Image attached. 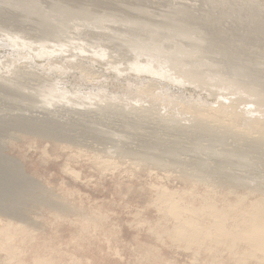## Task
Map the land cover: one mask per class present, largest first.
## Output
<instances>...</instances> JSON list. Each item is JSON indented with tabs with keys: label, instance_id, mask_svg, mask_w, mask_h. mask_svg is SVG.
I'll return each instance as SVG.
<instances>
[{
	"label": "rangeland",
	"instance_id": "rangeland-1",
	"mask_svg": "<svg viewBox=\"0 0 264 264\" xmlns=\"http://www.w3.org/2000/svg\"><path fill=\"white\" fill-rule=\"evenodd\" d=\"M263 27L264 0H0V264H264L213 228L264 207Z\"/></svg>",
	"mask_w": 264,
	"mask_h": 264
},
{
	"label": "bare ground",
	"instance_id": "bare-ground-1",
	"mask_svg": "<svg viewBox=\"0 0 264 264\" xmlns=\"http://www.w3.org/2000/svg\"><path fill=\"white\" fill-rule=\"evenodd\" d=\"M174 14V13H173ZM184 16V15H183ZM137 17V16H136ZM134 23V22H133ZM159 25V24H158ZM148 26V25H147ZM162 26V25H161ZM178 27V26H177ZM264 28V27H263ZM155 30V29H154ZM136 31V30H135ZM165 31V30H164ZM167 31V30H166ZM145 32V31H144ZM170 32V31H169ZM176 32V31H175ZM180 32H182V34L184 35L185 34V30H181ZM263 32V31H262ZM182 35V36H183ZM161 36V35H160ZM153 38V37H152ZM145 40V39H144ZM216 40V39H215ZM231 40V39H230ZM235 40V39H234ZM155 41V40H154ZM152 42V41H151ZM151 42H150V44H151ZM213 44V43H212ZM156 45V42H152V46L150 45V46H144V47H148V48H154V46ZM215 45V44H214ZM137 46V45H136ZM235 46V45H234ZM158 47H160L159 46V44H157L156 45V48H158ZM182 47V46H181ZM212 47V46H211ZM175 51L173 52V54L172 55H170V56H168V61L169 62H173V64L174 65H177V66H179L178 68L180 69V72L182 73V74H184L185 75V77H187L188 78V81H189V79H192V80H196L197 78H198V76H199V71H198V69L196 68L197 67V65L195 66V64L192 62L193 60L190 58V55H188V54H182V52L181 51H179V50H177V49H174ZM184 50V49H183ZM238 50V49H237ZM228 51V50H227ZM234 51V50H233ZM249 52V51H248ZM184 56V57H182V56ZM223 55V54H222ZM205 57V56H204ZM184 58V59H183ZM209 59V58H208ZM211 59V58H210ZM263 59V58H262ZM254 60H256V59H254ZM171 62V63H172ZM215 62V61H214ZM237 62V61H236ZM243 62V61H242ZM263 62V61H262ZM198 63V62H197ZM196 63V64H197ZM227 63V62H226ZM234 65V64H233ZM250 65V64H249ZM252 66V65H251ZM248 67V66H247ZM213 68V67H212ZM210 69V68H209ZM252 69V68H251ZM236 70H237V68H236ZM245 70V69H244ZM239 71V70H238ZM238 71H236V72H234V74H235V77H237L238 78V76L239 75H241ZM256 71V70H255ZM205 72V71H204ZM220 72H222V71H220ZM212 73V72H211ZM210 74V73H209ZM216 73L215 72H213L212 73V75H215ZM201 75V74H200ZM238 75V76H237ZM217 76V75H216ZM258 77V76H257ZM219 78V77H218ZM236 78V79H237ZM242 79V78H241ZM243 80V79H242ZM250 81V80H249ZM254 81V80H253ZM252 81V82H253ZM261 81V80H260ZM236 82V81H235ZM234 82V83H235ZM257 82V81H256ZM254 83V82H253ZM228 84V83H227ZM230 84V83H229ZM258 84V83H257ZM235 85V84H234ZM253 85V84H252ZM3 86V85H2ZM246 86V85H245ZM244 86V87H245ZM253 86H255V85H253ZM258 86H260L259 84L258 85H256L255 86V88H258ZM247 87V86H246ZM245 87V89H247ZM261 87V86H260ZM249 89V88H248ZM247 89V90H248ZM263 89V88H262ZM252 90V89H251ZM253 91V90H252ZM251 91V92H252ZM256 90H254L253 91V93L255 92ZM261 91V90H260ZM256 92H259V91H256ZM255 92V93H256ZM261 93V92H260ZM259 94V93H258ZM263 95V94H262ZM256 96V95H255ZM260 96V95H259ZM258 95H257V97H259ZM264 96V95H263ZM263 96H262V98H263ZM259 99H260V97H259ZM262 100V99H261ZM263 101H264V99H263ZM31 109V108H30ZM24 116V115H23ZM17 118V117H16ZM31 119V118H30ZM204 129L205 130H208L209 131V129H207V128H205L204 127ZM204 133H207V135L210 133V131L209 132H204ZM210 134H212V133H210ZM214 134V133H213ZM263 136H264V134H263ZM262 136V138H264ZM261 140H264V139H261ZM260 140V141H261ZM253 143V142H252ZM261 144V143H260ZM262 145V144H261ZM233 147H235V146H233ZM254 147V146H253ZM236 149V148H235ZM256 149V148H255ZM237 151V150H236ZM253 151V150H252ZM228 165V164H227ZM219 173V172H218ZM225 175V174H224ZM9 178H11L10 176H8V175H6V173H4L1 169H0V179L2 180L1 181V183H3L5 186H6V188L8 187V185H9V181H11V179H9ZM3 189H4V187H3ZM167 195V194H166ZM169 200V199H168ZM261 202V201H260ZM259 204V203H258ZM257 204V205H258ZM171 205V204H170ZM173 205V204H172ZM171 205V206H172ZM170 208V207H169ZM264 207H259V205L258 206H256L255 205V207H253L252 209H251V211L249 212V213H247L248 215L243 219V221L242 222H240L241 224H240V226L238 227L239 228V230L238 231H236V230H233V228H232V230H233V233H229L230 231H229V229H228V231L225 229V226H224V223H223V220H221L220 218H222V215H221V217H219L218 216V222L216 223V225L213 227L214 229L216 228L217 229V232H218V236L216 235V239H218V237L220 236V237H222L223 239L225 238L226 240H227V238H230L231 240H235V239H239V240H241V241H243V242H245L246 244H248V246L250 247V248H252L254 251L255 250H257V251H259L258 253H261L262 254V259L264 258V219L262 218V213H263V211H264V209H263ZM171 209V208H170ZM172 212H174L175 214L174 215H177V211H176V208H174L173 206H172ZM221 214V213H220ZM239 214V213H238ZM241 215H242V213H241ZM223 216H225V215H223ZM215 217H217V216H214V218ZM240 218V217H239ZM242 219V218H241ZM241 219L239 220V221H241ZM226 221V220H225ZM191 222V221H190ZM189 223V222H188ZM192 224V223H191ZM190 224V227L191 226H193V224L191 225ZM238 224V223H237ZM214 225V224H213ZM226 225V224H225ZM239 225V224H238ZM234 226V225H233ZM187 227L188 228H190L188 225H187ZM194 227H196V226H194ZM181 228V227H180ZM183 229H185L184 228V226L182 227ZM182 228H181V231H182ZM179 229V228H178ZM192 229H193V227H192ZM190 230L189 231V229H188V234H187V232H186V234H187V237L189 236L190 237V235H194V236H197L198 234L200 235V229H198V232H200V233H197L196 234V229L197 228H194L195 230ZM231 230V231H232ZM180 231V229L178 230V232ZM180 231V232H181ZM184 231H186V230H184ZM204 231V230H203ZM214 231V230H213ZM235 231V232H234ZM177 232V231H176ZM179 232V233H180ZM178 233V234H179ZM186 234H180V237H181V235H186ZM215 234V233H214ZM206 235V234H205ZM177 236H179V235H177ZM208 236V235H207ZM215 236V235H214ZM179 237V238H180ZM187 237H185V238H187ZM204 237H206V236H204ZM213 237V236H212ZM181 238H184V236H182ZM189 239V238H188ZM190 239H192V238H190ZM196 239H198V237L196 238ZM196 239H194V237H193V240H196ZM203 239V238H202ZM214 239V238H213ZM221 239V238H220ZM184 240H186V239H184ZM200 240V239H199ZM207 240V239H206ZM187 241V240H186ZM189 241V240H188ZM192 241V240H191ZM202 241V240H201ZM209 241V240H208ZM214 241V240H213ZM218 241V240H217ZM221 241H222V239H221ZM196 242V241H195ZM199 242V241H198ZM211 242V241H210ZM219 242H220V240H219ZM231 243V242H230ZM194 244V243H193ZM199 244V243H198ZM226 246V245H225ZM234 247V246H233ZM199 248V247H198ZM213 249V248H212ZM249 249V248H248ZM251 249V250H252ZM252 252V251H251ZM242 253H244V252H242ZM248 253V252H247ZM246 254V253H245ZM255 255V254H254ZM253 256V255H252ZM257 256V255H256ZM240 257H241V255H240ZM234 258V257H233ZM243 258V257H242ZM245 258V257H244ZM237 260V259H236ZM254 260V259H253ZM264 260V259H263ZM240 262V261H239ZM237 263V262H236ZM258 263V262H257ZM262 264V263H261Z\"/></svg>",
	"mask_w": 264,
	"mask_h": 264
}]
</instances>
